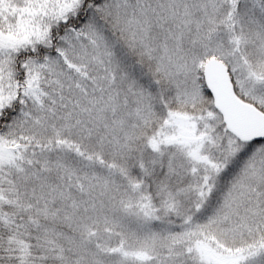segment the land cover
Returning a JSON list of instances; mask_svg holds the SVG:
<instances>
[{
	"label": "snow or ice",
	"instance_id": "snow-or-ice-1",
	"mask_svg": "<svg viewBox=\"0 0 264 264\" xmlns=\"http://www.w3.org/2000/svg\"><path fill=\"white\" fill-rule=\"evenodd\" d=\"M0 264H264V0H0Z\"/></svg>",
	"mask_w": 264,
	"mask_h": 264
}]
</instances>
